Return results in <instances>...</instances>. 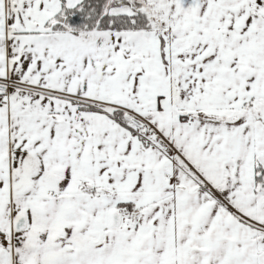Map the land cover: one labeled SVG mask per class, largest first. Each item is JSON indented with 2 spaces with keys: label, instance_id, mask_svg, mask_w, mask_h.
I'll use <instances>...</instances> for the list:
<instances>
[{
  "label": "snow or ice",
  "instance_id": "6c2138e0",
  "mask_svg": "<svg viewBox=\"0 0 264 264\" xmlns=\"http://www.w3.org/2000/svg\"><path fill=\"white\" fill-rule=\"evenodd\" d=\"M0 264H264V0H0Z\"/></svg>",
  "mask_w": 264,
  "mask_h": 264
}]
</instances>
